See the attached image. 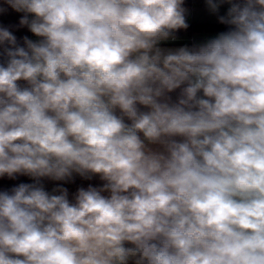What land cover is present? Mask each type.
<instances>
[{"label":"clouds","instance_id":"9594fccd","mask_svg":"<svg viewBox=\"0 0 264 264\" xmlns=\"http://www.w3.org/2000/svg\"><path fill=\"white\" fill-rule=\"evenodd\" d=\"M5 3L38 39L0 27V177L35 180L0 191V264H264V0L177 48L184 0ZM73 173L105 183H41Z\"/></svg>","mask_w":264,"mask_h":264},{"label":"trees","instance_id":"16d2710c","mask_svg":"<svg viewBox=\"0 0 264 264\" xmlns=\"http://www.w3.org/2000/svg\"><path fill=\"white\" fill-rule=\"evenodd\" d=\"M204 0H184L182 6H188L191 4H199ZM0 7L5 8L6 11L0 13V27L9 28L13 34L17 37V42L20 46H23V37L28 36L31 39L30 31L27 27H21L19 25L20 18L24 15L22 12H16L10 6L5 3V0H0ZM188 28L180 29L175 31L172 35L177 37L185 34L187 36L192 35L195 32H205V31H225L227 30L226 25L220 23H198L192 20L186 19ZM3 48L0 46V52ZM22 87L26 86L25 82H18ZM20 183H32V177L26 175L17 174L15 179L7 177V175L0 177V191L11 190L12 187L19 185ZM103 184H94L88 178L79 176L72 177L70 183L64 186L68 189L69 199L74 202L75 194L78 189H87L89 186L101 187Z\"/></svg>","mask_w":264,"mask_h":264},{"label":"crops","instance_id":"0c3cea01","mask_svg":"<svg viewBox=\"0 0 264 264\" xmlns=\"http://www.w3.org/2000/svg\"><path fill=\"white\" fill-rule=\"evenodd\" d=\"M186 10V19L192 20L194 22L198 23H219L218 22V15L225 14L227 11V8L229 7L228 4H224L219 14L212 13L208 6H207V0H204L203 2L199 4H191L188 6H183ZM221 31H205V32H195L190 36H187L185 34L177 37L175 35H172L167 40L160 41L159 46L161 48H177L183 45L192 46L194 44H200L205 42L206 40L214 37ZM174 37V39H172ZM38 39V38H37ZM180 89H176L171 93H168L167 95L171 97V102H176L180 95ZM142 111H147L148 109L144 108L143 106H139ZM119 110H117L118 112ZM127 123H130V121H127ZM179 139V138H178ZM150 148L156 151H162V147L160 145H149ZM79 176V174L73 173L72 177ZM71 178L66 179L64 181H54L49 178H41V183L45 187V189L49 192L52 191L54 187L57 186H67ZM92 183L94 184H103L104 181L100 180L98 175H92L90 178H88ZM35 180L32 178V183H34Z\"/></svg>","mask_w":264,"mask_h":264},{"label":"built area","instance_id":"2783aa9c","mask_svg":"<svg viewBox=\"0 0 264 264\" xmlns=\"http://www.w3.org/2000/svg\"><path fill=\"white\" fill-rule=\"evenodd\" d=\"M30 35H31V39H33V40L37 39V37H35L31 32H30ZM172 39H174V37Z\"/></svg>","mask_w":264,"mask_h":264},{"label":"rangeland","instance_id":"374dc122","mask_svg":"<svg viewBox=\"0 0 264 264\" xmlns=\"http://www.w3.org/2000/svg\"><path fill=\"white\" fill-rule=\"evenodd\" d=\"M126 246H131V245H126Z\"/></svg>","mask_w":264,"mask_h":264},{"label":"water","instance_id":"95a60500","mask_svg":"<svg viewBox=\"0 0 264 264\" xmlns=\"http://www.w3.org/2000/svg\"><path fill=\"white\" fill-rule=\"evenodd\" d=\"M177 31V30H176Z\"/></svg>","mask_w":264,"mask_h":264}]
</instances>
